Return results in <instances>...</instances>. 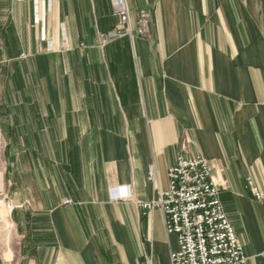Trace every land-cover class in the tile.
Wrapping results in <instances>:
<instances>
[{"label": "crops", "instance_id": "1", "mask_svg": "<svg viewBox=\"0 0 264 264\" xmlns=\"http://www.w3.org/2000/svg\"><path fill=\"white\" fill-rule=\"evenodd\" d=\"M126 2L150 37L100 47L111 0H0V264H170L176 237L138 202L156 198L148 165L165 190L179 154L209 162L247 264H264L245 188L264 191V0Z\"/></svg>", "mask_w": 264, "mask_h": 264}, {"label": "built area", "instance_id": "2", "mask_svg": "<svg viewBox=\"0 0 264 264\" xmlns=\"http://www.w3.org/2000/svg\"><path fill=\"white\" fill-rule=\"evenodd\" d=\"M111 7L119 24L98 35L100 47L117 38L150 37V12L139 11L132 21L126 0H111ZM167 177L168 187L160 190L156 166L150 163L146 180L152 184L156 198L138 202V206L144 214L160 210L165 233L176 237L177 249L170 253V264H247L242 245L222 207L209 162L202 155L179 154ZM245 188L254 201L264 205V191L258 189L252 178L245 179ZM111 196L121 200L130 195L121 188Z\"/></svg>", "mask_w": 264, "mask_h": 264}, {"label": "rangeland", "instance_id": "3", "mask_svg": "<svg viewBox=\"0 0 264 264\" xmlns=\"http://www.w3.org/2000/svg\"><path fill=\"white\" fill-rule=\"evenodd\" d=\"M1 136H4V134H0V137ZM4 151H5V142L3 141L2 143H1V141H0V192L2 191V189H3V185H2V176H3V170H2V162H4V160H5V156H4ZM5 172H7L6 174H5V182L6 183H8V171H6V169H5ZM5 194V193H4ZM4 194H1L0 193V205H3V206H6L7 205V202H12L9 198H8V196H6V194L4 195ZM13 203V202H12ZM10 213V212H9ZM10 215V214H9ZM9 215L6 217L7 219H6V224L8 223V217H9ZM5 224V225H6ZM0 241H2L1 243L2 244H4L3 243V240H0ZM3 247H4V245H3ZM4 249V248H3ZM4 252H5V249H4ZM10 254H12V256H13V253H12V247L10 248Z\"/></svg>", "mask_w": 264, "mask_h": 264}, {"label": "bare ground", "instance_id": "4", "mask_svg": "<svg viewBox=\"0 0 264 264\" xmlns=\"http://www.w3.org/2000/svg\"><path fill=\"white\" fill-rule=\"evenodd\" d=\"M12 208V203L7 202L6 206L0 205V222L6 221V217L10 214V210Z\"/></svg>", "mask_w": 264, "mask_h": 264}]
</instances>
